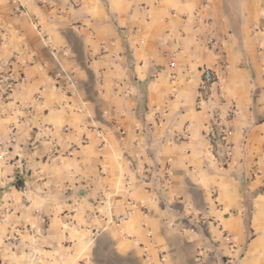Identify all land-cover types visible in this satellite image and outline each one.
<instances>
[{"label": "crops", "instance_id": "1", "mask_svg": "<svg viewBox=\"0 0 264 264\" xmlns=\"http://www.w3.org/2000/svg\"><path fill=\"white\" fill-rule=\"evenodd\" d=\"M0 72V264H264V0H0Z\"/></svg>", "mask_w": 264, "mask_h": 264}, {"label": "built area", "instance_id": "2", "mask_svg": "<svg viewBox=\"0 0 264 264\" xmlns=\"http://www.w3.org/2000/svg\"><path fill=\"white\" fill-rule=\"evenodd\" d=\"M21 10L19 12L21 13ZM218 81V78L216 77L215 73L211 70H205L204 71V82L200 88V95H199V101L198 105L201 107L203 103L209 102L212 98V93L210 90V84ZM235 115V108L233 107L231 111L228 114V118L231 119ZM230 135V131L228 127L223 123L222 117L219 113H215L211 124L208 127V131L206 133V136L208 140L213 144L216 145L218 143H226L228 137ZM227 147L228 144H227ZM128 217L126 215H123L118 218L120 222L125 221Z\"/></svg>", "mask_w": 264, "mask_h": 264}, {"label": "rangeland", "instance_id": "3", "mask_svg": "<svg viewBox=\"0 0 264 264\" xmlns=\"http://www.w3.org/2000/svg\"><path fill=\"white\" fill-rule=\"evenodd\" d=\"M14 80L9 78V75L6 72H0V86L3 87L2 95L5 97L8 95L10 90L13 88Z\"/></svg>", "mask_w": 264, "mask_h": 264}, {"label": "trees", "instance_id": "4", "mask_svg": "<svg viewBox=\"0 0 264 264\" xmlns=\"http://www.w3.org/2000/svg\"><path fill=\"white\" fill-rule=\"evenodd\" d=\"M19 184V183H18ZM21 187V185H19Z\"/></svg>", "mask_w": 264, "mask_h": 264}]
</instances>
